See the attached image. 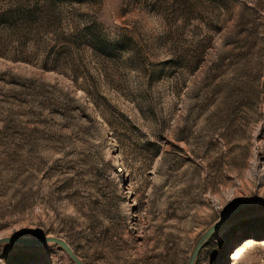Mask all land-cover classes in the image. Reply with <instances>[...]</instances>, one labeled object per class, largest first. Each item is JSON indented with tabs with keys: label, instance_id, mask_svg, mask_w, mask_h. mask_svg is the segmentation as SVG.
<instances>
[{
	"label": "rangeland",
	"instance_id": "obj_1",
	"mask_svg": "<svg viewBox=\"0 0 264 264\" xmlns=\"http://www.w3.org/2000/svg\"><path fill=\"white\" fill-rule=\"evenodd\" d=\"M65 6L66 27L132 42L56 62L46 36L0 32V239L60 237L82 264H189L211 226L264 198V0ZM0 264L76 262L12 242ZM193 264H264V205L226 218Z\"/></svg>",
	"mask_w": 264,
	"mask_h": 264
},
{
	"label": "trees",
	"instance_id": "obj_2",
	"mask_svg": "<svg viewBox=\"0 0 264 264\" xmlns=\"http://www.w3.org/2000/svg\"><path fill=\"white\" fill-rule=\"evenodd\" d=\"M0 1H4L0 11V32L25 42L33 40L35 35L43 36V39L46 36L44 49L48 57L56 62L71 61L73 57L81 55L88 48L99 52L98 56L102 59L112 61L120 55L125 46L132 42V38L122 35L110 40L106 34L98 31L94 24L86 26L82 31H79L76 26L73 30L66 27L64 10L68 9L65 5H70V0ZM188 9L189 14L196 11L197 7L194 4H189ZM71 79L72 82L78 83L77 76H71ZM80 88L88 91L84 86ZM93 103L100 109L99 113L105 120V112L95 99ZM117 114L118 119L124 122L125 116L121 113ZM108 124L115 127V123L110 120H108Z\"/></svg>",
	"mask_w": 264,
	"mask_h": 264
},
{
	"label": "water",
	"instance_id": "obj_3",
	"mask_svg": "<svg viewBox=\"0 0 264 264\" xmlns=\"http://www.w3.org/2000/svg\"><path fill=\"white\" fill-rule=\"evenodd\" d=\"M261 203L264 205V198H252L251 200L247 201V202H243L242 204H240L239 206L235 207L233 210H231L224 218L220 219L219 221H217L213 226H211L199 239L196 248L192 254L191 260L189 262V264H193L194 263V259L196 257V254L198 252V250L200 249V247L202 246L203 242L208 239L217 229L218 227L224 222V220L226 218H228L231 215L236 214L237 212L241 211L242 209H244L246 206L250 205V203ZM12 242H17V243H22V244H30V245H37V244H42V243H46V242H52L55 243L59 246H61L69 255L70 257L76 262V264H82V261L80 260V258L76 255V253L74 252V250L72 249V247L70 246V244L65 241L64 239L60 238V237H56V236H41V237H21V236H9V237H5V238H1L0 239V244L3 243H12ZM236 246L233 247L232 251L235 250Z\"/></svg>",
	"mask_w": 264,
	"mask_h": 264
},
{
	"label": "bare ground",
	"instance_id": "obj_4",
	"mask_svg": "<svg viewBox=\"0 0 264 264\" xmlns=\"http://www.w3.org/2000/svg\"><path fill=\"white\" fill-rule=\"evenodd\" d=\"M119 163V162H118ZM256 240V238L254 239V237H248L245 239V243H243V245H241L238 249H236L235 251H232L229 256L232 259V261L238 260L241 255L242 252L245 250V248L249 245H251L252 243H254Z\"/></svg>",
	"mask_w": 264,
	"mask_h": 264
}]
</instances>
